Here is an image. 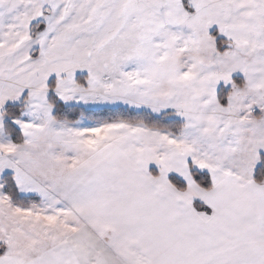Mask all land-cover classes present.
<instances>
[{"label": "snow or ice", "instance_id": "snow-or-ice-1", "mask_svg": "<svg viewBox=\"0 0 264 264\" xmlns=\"http://www.w3.org/2000/svg\"><path fill=\"white\" fill-rule=\"evenodd\" d=\"M0 264H264V0H0Z\"/></svg>", "mask_w": 264, "mask_h": 264}]
</instances>
